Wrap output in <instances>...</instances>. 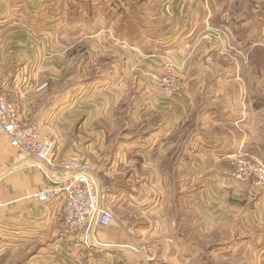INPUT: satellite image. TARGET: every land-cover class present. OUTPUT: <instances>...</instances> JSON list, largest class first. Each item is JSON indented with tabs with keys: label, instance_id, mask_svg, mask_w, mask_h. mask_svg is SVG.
Returning a JSON list of instances; mask_svg holds the SVG:
<instances>
[{
	"label": "crops",
	"instance_id": "crops-1",
	"mask_svg": "<svg viewBox=\"0 0 264 264\" xmlns=\"http://www.w3.org/2000/svg\"><path fill=\"white\" fill-rule=\"evenodd\" d=\"M249 1L139 0L155 33L136 42L117 32L115 0H0L4 92L22 123L40 121L57 140L59 160L79 149L96 166L116 217L95 228L90 248L75 244L62 201L30 197L66 175L41 170L0 136L4 249L31 243L24 264H144L134 237L165 231L166 206L191 201L223 218L246 198L259 211L253 188L224 174L241 154L264 155V79L246 86V64L229 53L264 46V0L259 10ZM161 56L176 61L177 100L159 87Z\"/></svg>",
	"mask_w": 264,
	"mask_h": 264
},
{
	"label": "rangeland",
	"instance_id": "rangeland-1",
	"mask_svg": "<svg viewBox=\"0 0 264 264\" xmlns=\"http://www.w3.org/2000/svg\"><path fill=\"white\" fill-rule=\"evenodd\" d=\"M95 1L107 3V0ZM115 1L117 5H120V11L117 13L119 23H122V18L128 20V28L121 27L117 30L120 35L135 38L136 42L141 40L139 35L142 34V31L154 35L155 30L152 26L154 22L147 19L152 12L151 9L146 11L144 7L140 8L136 3H139V0ZM247 5L255 8L256 0L247 2ZM104 6L106 7V5ZM229 51L233 56L238 53L239 58L246 64L244 67L249 73L245 85L251 87L253 91V86L262 85L264 79V46L248 50L239 49V51L233 46ZM163 57L161 56L159 63ZM167 58L176 63L174 58ZM99 64H101V68L102 66L106 67V62ZM84 69L88 70V75L84 76H91L89 71L93 69V66L85 63ZM1 79L0 83L2 84ZM257 95L264 101L263 89ZM261 112L263 113L261 115H264V108L261 109ZM261 145L264 154V140ZM250 155L241 154L238 157L260 160L264 164V155ZM225 171L231 172L230 168L224 170V174L234 179V176L225 173ZM169 178L172 181L170 183L173 184L171 189L178 188L173 177L170 176ZM239 184L252 187L257 200L261 198L262 203L258 205L259 211H257L254 202L249 201L250 199L246 200V198L239 203V209L230 210L228 217L223 218L211 214L206 217L201 206L197 204L192 206L191 201H180L176 209L172 205L171 207L166 206L165 231H158V234L152 238L141 239L142 242L138 237L137 239L134 237L135 241L137 240L141 244V248L136 251L140 255L139 258L144 257L148 260L145 263L146 260L143 258L144 264H264V183H261L260 186H254L252 180L236 181V185ZM172 199H168V201L172 202ZM110 209L114 213L113 208ZM6 239V237L0 236V264H17L25 258L24 256L28 253L25 250L29 249L32 244H27L19 250L11 252L9 249H4ZM137 261L140 260L137 259Z\"/></svg>",
	"mask_w": 264,
	"mask_h": 264
},
{
	"label": "built area",
	"instance_id": "built-area-1",
	"mask_svg": "<svg viewBox=\"0 0 264 264\" xmlns=\"http://www.w3.org/2000/svg\"><path fill=\"white\" fill-rule=\"evenodd\" d=\"M262 0H256V10ZM157 78L162 95L168 100H177L182 83L177 64L164 56L159 63ZM42 123H22L17 105L3 91L0 83V136L17 151L39 161L41 170L62 172L66 178L49 182L34 191L30 197L42 202L60 199L63 203V227L72 232L75 244L90 248L95 243V228L109 227L116 219L108 204V191L98 169L79 149L58 159L57 140L42 132ZM231 172L225 171L236 181L252 180L254 186L264 183V164L260 160L238 157L232 162ZM97 185L101 191H97Z\"/></svg>",
	"mask_w": 264,
	"mask_h": 264
},
{
	"label": "trees",
	"instance_id": "trees-1",
	"mask_svg": "<svg viewBox=\"0 0 264 264\" xmlns=\"http://www.w3.org/2000/svg\"><path fill=\"white\" fill-rule=\"evenodd\" d=\"M89 13H92V12L89 11ZM127 21H128V20L122 18V21H121V22H122V23H121V27H123V28H128ZM121 27H119V28H121ZM23 261H25V258L22 259L21 261H19L17 264H24Z\"/></svg>",
	"mask_w": 264,
	"mask_h": 264
}]
</instances>
